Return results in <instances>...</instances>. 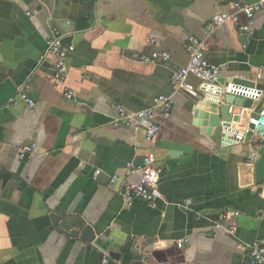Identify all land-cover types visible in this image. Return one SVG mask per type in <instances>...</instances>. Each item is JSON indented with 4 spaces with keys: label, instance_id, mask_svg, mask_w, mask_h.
<instances>
[{
    "label": "crops",
    "instance_id": "1",
    "mask_svg": "<svg viewBox=\"0 0 264 264\" xmlns=\"http://www.w3.org/2000/svg\"><path fill=\"white\" fill-rule=\"evenodd\" d=\"M237 1L261 0H0V264H252L264 240L261 148L224 146L220 127L195 120L200 96L172 81L191 36L223 78L264 64L263 10L250 38L232 20L213 23L224 12L245 22ZM55 32L74 46L64 85L41 62ZM155 49L172 58L141 59ZM119 107L153 117L127 126ZM149 165L164 195L127 200Z\"/></svg>",
    "mask_w": 264,
    "mask_h": 264
},
{
    "label": "built area",
    "instance_id": "2",
    "mask_svg": "<svg viewBox=\"0 0 264 264\" xmlns=\"http://www.w3.org/2000/svg\"><path fill=\"white\" fill-rule=\"evenodd\" d=\"M233 6L243 12L246 20L242 22L236 13H220L213 17V23L216 26L232 20L235 26L242 32H245L250 38L255 33L254 16L256 12L264 11V0L257 3L235 2ZM49 49L42 55L41 62L52 61L55 67V78L58 83L64 85L67 72V58L69 52L74 49L73 45H64L63 37L59 32H55L51 37ZM184 48L189 54V61L186 65L177 69L172 76V81L178 88L202 97V100L210 105L215 104L217 108L225 102L227 95L242 97L252 100L250 107H243L239 115V121L231 120L230 124L220 123L221 138L224 146H231L241 142L251 143L258 148L264 149V64L254 67L252 73L248 76L223 78L222 69L219 65L210 63L205 53L208 45L202 39L191 36L184 44ZM172 58L171 53L155 49L150 53L141 55V59L146 62H167ZM65 96L73 97V91L67 89ZM22 97L33 106L35 103L29 97L27 92ZM158 103L163 105L165 115H169L172 101L165 95H159ZM119 120L127 126L141 125L142 119L153 117V110H142L136 113H130L123 107L118 108ZM234 114V113H233ZM238 128H235L237 127ZM160 131L158 122H153L147 129V138L154 139ZM33 148L25 146L20 152V158L24 159ZM258 151L251 154L253 159ZM160 170L152 165L142 168V174L138 182H132L126 186L125 198L142 199L151 202L158 201L164 192L160 186ZM250 259L252 264H264V240H259L251 246Z\"/></svg>",
    "mask_w": 264,
    "mask_h": 264
},
{
    "label": "water",
    "instance_id": "3",
    "mask_svg": "<svg viewBox=\"0 0 264 264\" xmlns=\"http://www.w3.org/2000/svg\"><path fill=\"white\" fill-rule=\"evenodd\" d=\"M260 86L264 87L263 83ZM252 100L244 99L242 97H235L233 95H227L225 102L217 108L215 104L210 105L209 103L199 98V102L194 109V117L198 125L203 126L205 130L210 133L213 129L219 128L220 123L230 124L227 122L239 121V115H235L241 112L243 107H250ZM234 113V114H233ZM260 159L256 164V180L258 182L264 181V149H261ZM54 218V217H53ZM90 228L87 229L89 233ZM90 238V236H87Z\"/></svg>",
    "mask_w": 264,
    "mask_h": 264
}]
</instances>
